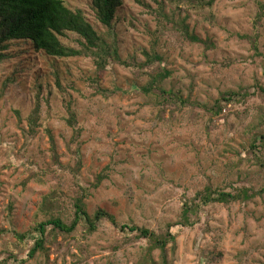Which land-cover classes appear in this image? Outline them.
Returning <instances> with one entry per match:
<instances>
[{"label": "rangeland", "instance_id": "374dc122", "mask_svg": "<svg viewBox=\"0 0 264 264\" xmlns=\"http://www.w3.org/2000/svg\"><path fill=\"white\" fill-rule=\"evenodd\" d=\"M65 2L131 69L113 61L98 74L91 57L9 44L0 62V264H159L160 250L147 255L153 240L122 226L161 234L169 225L170 264H264V0H123L110 28L91 0ZM65 43L79 48L76 36ZM157 68L170 74L160 86L182 99L165 119V99L143 91ZM208 189L247 196L201 204ZM83 194L89 215L105 211L117 226H80L60 248L47 246L48 260L29 258L38 225L54 215L69 223ZM50 196L63 212L46 213ZM13 233L26 238L20 250Z\"/></svg>", "mask_w": 264, "mask_h": 264}, {"label": "trees", "instance_id": "16d2710c", "mask_svg": "<svg viewBox=\"0 0 264 264\" xmlns=\"http://www.w3.org/2000/svg\"><path fill=\"white\" fill-rule=\"evenodd\" d=\"M169 4L181 6L198 3L199 8L212 7L216 0H210L206 2L204 0H165ZM123 6V0H91V9L94 13L97 21L110 28L117 16L118 11ZM264 10V7H262ZM260 17L262 16L259 15ZM70 36H76V40L79 44V48L73 47L65 43ZM187 36L193 40V36ZM12 42H25L31 43L34 50L37 53H43L47 57L54 59H75V58H93L97 67V73L101 74L105 71L111 62L115 61L127 68H130L128 64L121 62L119 50L113 44H109L107 40L100 35L94 26L89 22L85 14L80 10H72L66 5L65 0H0V62L7 59L5 51L9 49V44ZM256 46V40L254 41ZM256 48V47H255ZM150 58V57H149ZM158 59V56H154V60ZM149 62H153L152 59H148ZM148 63V62H147ZM152 65V64H149ZM138 67V66H137ZM141 66L135 70L137 74H142ZM131 69V68H130ZM139 72V73H138ZM144 73V72H143ZM151 75V82L143 88L145 94H156L165 101L162 104V113L160 119L166 118V112H172L177 108V102H181L182 99L173 93L167 92L160 85L166 80L170 74L167 72H160V69H155L148 72ZM58 83V81H57ZM58 85H60L58 83ZM225 97L226 101H230L233 97ZM38 103L35 109V115L30 119L31 131L34 133L35 128L39 122V108L40 95H38ZM217 109V105L215 106ZM173 108V109H172ZM68 123L76 132L75 137L78 139L81 131L77 128V119L75 112L68 107ZM218 113V112H216ZM173 114V113H172ZM171 117V116H170ZM264 135V134H263ZM261 139L264 140V136ZM256 148V144L253 145ZM83 192L86 190L81 189ZM82 192V193H83ZM247 192L241 191L238 195H232L230 193L213 192L211 189L205 191L199 198L201 204H207L208 202L230 203L240 198H245ZM88 197L86 194L78 197L74 200L73 215L68 220H63L60 216L55 217L53 214L55 210H63L50 201L47 202V206L44 210L47 214H52L50 219L38 225L36 232L40 234V238L35 240L34 246L29 249V258H34L39 253H44L47 260L50 258L51 250L48 249V245L54 248H60L65 243L66 239L71 237L78 227L85 226L89 232H94L97 229L98 223L103 219L109 220L113 225L117 226L115 217L111 214L99 210L94 215H89L86 210L85 200ZM183 219L181 225L186 224L184 218L188 217L190 212V206L187 204L183 207ZM199 208V205H198ZM60 211V212H63ZM69 219V218H68ZM49 228V229H48ZM172 226H167L166 232L161 234L153 233L146 229H139L138 227L122 226L123 230H130V232L138 233V236L149 240H153V243L149 241L148 254L153 253L156 250H160V263L170 264L168 258V244L174 240V237L170 233ZM47 229L49 231H47ZM17 238L16 249H22V245L25 243V236L13 233ZM62 238V242L59 239ZM13 256V255H12ZM9 256L6 261H12L13 257ZM157 264V263H152Z\"/></svg>", "mask_w": 264, "mask_h": 264}]
</instances>
